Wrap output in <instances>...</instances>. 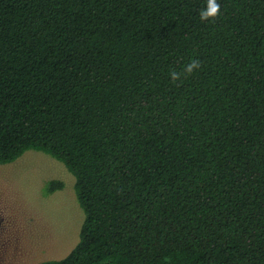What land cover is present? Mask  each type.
<instances>
[{
    "label": "trees",
    "instance_id": "trees-1",
    "mask_svg": "<svg viewBox=\"0 0 264 264\" xmlns=\"http://www.w3.org/2000/svg\"><path fill=\"white\" fill-rule=\"evenodd\" d=\"M206 2L0 0V164L51 155L84 214L34 264H264V0Z\"/></svg>",
    "mask_w": 264,
    "mask_h": 264
},
{
    "label": "rangeland",
    "instance_id": "rangeland-1",
    "mask_svg": "<svg viewBox=\"0 0 264 264\" xmlns=\"http://www.w3.org/2000/svg\"><path fill=\"white\" fill-rule=\"evenodd\" d=\"M50 180L63 183L53 192ZM84 214L66 166L39 150L0 164V264L60 259L78 242Z\"/></svg>",
    "mask_w": 264,
    "mask_h": 264
},
{
    "label": "clouds",
    "instance_id": "clouds-1",
    "mask_svg": "<svg viewBox=\"0 0 264 264\" xmlns=\"http://www.w3.org/2000/svg\"><path fill=\"white\" fill-rule=\"evenodd\" d=\"M221 5L217 0H207L206 6L202 8L199 12L201 21L215 20L220 14ZM201 67V62L198 59H192L190 62L183 67L181 72H176L172 70L170 73V78L173 82H177L182 76L191 75L194 70Z\"/></svg>",
    "mask_w": 264,
    "mask_h": 264
}]
</instances>
